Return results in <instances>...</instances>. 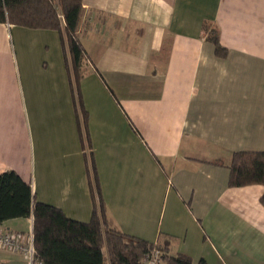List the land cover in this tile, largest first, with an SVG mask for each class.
<instances>
[{"label": "crops", "instance_id": "1", "mask_svg": "<svg viewBox=\"0 0 264 264\" xmlns=\"http://www.w3.org/2000/svg\"><path fill=\"white\" fill-rule=\"evenodd\" d=\"M82 5L77 85L57 31L0 23V173L87 222L95 170L121 232L195 263L264 264V186L232 187L228 169L264 152V0ZM0 229L26 242L32 219ZM0 264L29 261L0 249Z\"/></svg>", "mask_w": 264, "mask_h": 264}, {"label": "trees", "instance_id": "2", "mask_svg": "<svg viewBox=\"0 0 264 264\" xmlns=\"http://www.w3.org/2000/svg\"><path fill=\"white\" fill-rule=\"evenodd\" d=\"M82 14V0H0V23L59 33L76 85L87 57L79 39ZM203 31L214 45L215 54L225 56L227 49L220 44L217 31L207 25ZM228 169L232 187L264 186V152H234ZM89 188L93 211L90 220L82 222L37 201L31 186L16 172L0 173V224L17 218L32 219V264H141L143 256L153 250L159 251L163 264H208L204 259L195 263L182 253L171 254L168 245L121 232L107 215L95 170ZM260 201L264 207V193Z\"/></svg>", "mask_w": 264, "mask_h": 264}, {"label": "built area", "instance_id": "3", "mask_svg": "<svg viewBox=\"0 0 264 264\" xmlns=\"http://www.w3.org/2000/svg\"><path fill=\"white\" fill-rule=\"evenodd\" d=\"M0 249L9 250L23 255L29 261L33 262L34 248L32 242V234L26 242L22 239V234L19 232H7L0 229ZM141 264H162L158 250H153L143 256Z\"/></svg>", "mask_w": 264, "mask_h": 264}, {"label": "rangeland", "instance_id": "4", "mask_svg": "<svg viewBox=\"0 0 264 264\" xmlns=\"http://www.w3.org/2000/svg\"><path fill=\"white\" fill-rule=\"evenodd\" d=\"M163 264V263H162Z\"/></svg>", "mask_w": 264, "mask_h": 264}]
</instances>
